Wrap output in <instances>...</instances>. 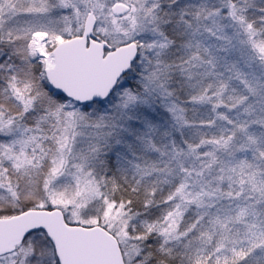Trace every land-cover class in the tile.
I'll list each match as a JSON object with an SVG mask.
<instances>
[{"label": "snow or ice", "instance_id": "snow-or-ice-1", "mask_svg": "<svg viewBox=\"0 0 264 264\" xmlns=\"http://www.w3.org/2000/svg\"><path fill=\"white\" fill-rule=\"evenodd\" d=\"M0 264H264V0H0Z\"/></svg>", "mask_w": 264, "mask_h": 264}]
</instances>
